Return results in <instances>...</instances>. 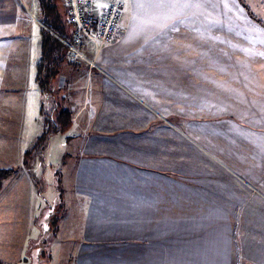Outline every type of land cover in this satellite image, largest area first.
I'll return each mask as SVG.
<instances>
[{
	"label": "crops",
	"instance_id": "obj_1",
	"mask_svg": "<svg viewBox=\"0 0 264 264\" xmlns=\"http://www.w3.org/2000/svg\"><path fill=\"white\" fill-rule=\"evenodd\" d=\"M122 1L97 67L68 54L53 83L54 115L72 116L59 203L77 213L54 229L57 264H264V27L239 0ZM42 5L0 0L7 132L31 105L45 113ZM13 211L0 204L4 260Z\"/></svg>",
	"mask_w": 264,
	"mask_h": 264
},
{
	"label": "rangeland",
	"instance_id": "obj_2",
	"mask_svg": "<svg viewBox=\"0 0 264 264\" xmlns=\"http://www.w3.org/2000/svg\"><path fill=\"white\" fill-rule=\"evenodd\" d=\"M105 1L110 0H99V3ZM257 8L264 19V0H259ZM53 99L50 94L43 96L46 115H38V109L34 112L31 105L28 114L24 111L21 116H14L8 132L4 127L6 117L0 116V141L4 140L5 144L7 136L9 147L8 161L4 163L7 151L0 149V166L15 170L0 190V204L14 209L8 225L10 244L3 249L9 252L6 260L0 259L7 264H57V257L53 255L54 229L61 225L63 218L65 221L77 219L76 211L67 206L66 199L59 203L62 189L56 178L62 176L65 170L62 164L70 158L64 145L70 134H61L55 126ZM2 230L5 228L1 227Z\"/></svg>",
	"mask_w": 264,
	"mask_h": 264
},
{
	"label": "built area",
	"instance_id": "obj_3",
	"mask_svg": "<svg viewBox=\"0 0 264 264\" xmlns=\"http://www.w3.org/2000/svg\"><path fill=\"white\" fill-rule=\"evenodd\" d=\"M65 1L72 34L71 39H60L68 48L71 62L86 61L94 69L102 47L114 43L123 33L125 4L121 0ZM90 51L95 52L93 57L89 56Z\"/></svg>",
	"mask_w": 264,
	"mask_h": 264
},
{
	"label": "trees",
	"instance_id": "obj_4",
	"mask_svg": "<svg viewBox=\"0 0 264 264\" xmlns=\"http://www.w3.org/2000/svg\"><path fill=\"white\" fill-rule=\"evenodd\" d=\"M239 2L245 8L249 16L264 27V22L253 13L246 1L239 0ZM42 12L45 28L42 30L41 35V52L36 65V82L43 95L50 94L54 97V80L59 76L62 66L68 60L67 56L69 54L67 46L60 38L71 39L72 25L68 21V18H63L55 0H43ZM71 120L72 116L69 110L62 109L57 112L55 119L57 130L60 132V130L69 126ZM46 121L47 124V118ZM14 174V169H0V190L3 183ZM0 264L7 263L0 260Z\"/></svg>",
	"mask_w": 264,
	"mask_h": 264
}]
</instances>
